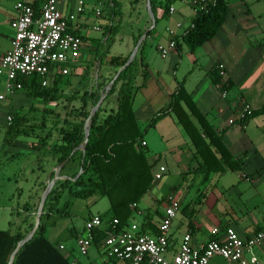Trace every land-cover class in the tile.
<instances>
[{
    "label": "crops",
    "instance_id": "1",
    "mask_svg": "<svg viewBox=\"0 0 264 264\" xmlns=\"http://www.w3.org/2000/svg\"><path fill=\"white\" fill-rule=\"evenodd\" d=\"M17 1L29 3L34 0ZM83 1L84 12L77 16L71 30L80 39V50L73 62L60 67V70H67L65 75L77 76L78 89H81L76 94L78 98L88 92V87L91 88L89 93L97 91L99 84L114 75L113 72L119 67L116 69L110 66L109 58L127 57L134 46L133 37L149 26L146 0H127L126 3L116 0L121 12L119 29L113 36L103 35L108 20L104 12L94 17L91 9L97 4L101 8L105 0ZM155 1L162 3L165 0ZM75 2L76 0H57V8L62 14H67L73 11ZM223 2L226 4V12L212 39L204 42L192 54L182 44L179 55L172 51L163 59L156 53L155 46L166 43L167 29L172 30L174 36H180L189 26L194 10L181 0H174L169 5L173 9L172 13L167 12L165 16H162L161 8L155 7L154 31L144 38L143 45L137 49L131 66L121 80L127 84L132 94L131 108L139 129L144 128L153 115L167 107L169 95L174 91L176 82H180L207 124L220 135L228 154L242 161L238 171L226 169L204 177L197 169V161L192 158L193 147L188 137L170 114L160 117L145 132V140H142L151 178L159 167L164 168V173L159 180H152L150 188L135 203L134 208H130L133 212L126 225H146V232L154 234L161 218L163 199L166 194L172 193L178 200L179 210L169 226V253L175 250L184 234L190 236L192 247L200 248L209 240H220L227 227L232 228L241 239L257 230H264V113L255 112L242 123L237 119L239 100L252 111L264 106V0ZM14 18L15 11L7 19L8 27ZM116 20L115 18L113 25ZM2 22L4 23L3 17L0 20V35L6 42V49L0 56L8 49L9 39L13 34L12 30L7 35L2 32L5 27ZM93 26H98L99 31H93ZM96 52L104 53L98 61V68ZM141 65L144 66L143 80ZM217 66L221 67L224 78L232 85L224 99L220 98L209 78V74ZM66 81L74 89L71 85L74 80ZM0 86L2 87L1 79ZM101 91H98L99 95ZM88 108L89 101L86 105V109ZM114 109L115 93L102 103L99 115L104 116ZM228 120H232V124H228ZM14 144L27 148L25 142L14 140L11 146ZM147 147L152 154L150 156H146ZM38 155L39 162H34L27 171L24 169L21 180H15L16 197H22L23 203L16 205L15 210L5 205L2 210H10V215H15V212L25 215L22 206L30 205L33 198L38 196L39 189L45 185L55 168L49 164L48 167H42L40 154ZM78 169L75 162L68 163L59 175L61 173V176L70 177ZM9 179L6 177L5 180ZM93 197L96 199L97 196ZM81 213L83 214L80 209L77 215L81 216ZM93 215L101 214L86 211L81 216L80 225L77 228L71 227L69 234L61 241H50L45 237L50 242L62 244L63 252L78 264H125L106 258L99 246L94 244L87 249L85 256L76 254L74 240L81 234L84 221ZM133 218L139 221L136 222ZM3 222L7 228L0 230L10 229V223H18L10 222L7 217L4 221L0 220V226H3ZM250 255L255 257L257 264H264V244L244 252L246 259ZM208 264L227 263L221 257L213 256Z\"/></svg>",
    "mask_w": 264,
    "mask_h": 264
},
{
    "label": "trees",
    "instance_id": "2",
    "mask_svg": "<svg viewBox=\"0 0 264 264\" xmlns=\"http://www.w3.org/2000/svg\"><path fill=\"white\" fill-rule=\"evenodd\" d=\"M173 1L165 0L162 3H156L155 0H149L153 16L155 7L161 8L162 16H165L169 5ZM29 4L32 8H36L35 0L29 2ZM101 8V12H104L108 20L103 35L113 36L120 25V4L116 0H105ZM225 12L226 4L223 0H210L201 10H195L189 26L180 36H174L173 38L176 54L179 55L180 45L182 44L186 47L188 53L192 54L204 42L212 39L223 21ZM115 18L117 20L113 25ZM155 22L156 18L154 16ZM153 31L154 28L146 34V37L151 35ZM140 34L141 32L133 37V45ZM143 43L144 40L138 47L139 49ZM103 56L104 53H95L97 68L99 67L98 61ZM126 58L110 57L108 64L117 69L125 62ZM131 64L132 61L119 73L106 97L101 102L103 103L110 95L115 93V109L104 116H100V104L91 117L83 154L76 148L83 138L82 124L88 114L86 110L87 102L89 101V106L92 107L99 97L98 91H101L111 78L99 84L97 91L93 93L84 92L80 98L82 103L79 109L64 113L59 126L57 120L53 122L51 128L55 132V138L50 134V131H47L38 140L27 145L31 152L41 153L47 147L48 140H52L51 143L53 144L49 146L48 151L52 155L54 166L67 159L60 172L68 163L75 162L81 173L73 182L58 180L54 183L43 203L39 224L33 237L16 251L11 264H69V256L57 249L58 243L50 242L44 236L45 223L43 222L52 210L57 216L67 214V203L57 207L61 193L64 190L71 197L80 200H86L93 196L106 198L108 209L104 214L98 216L102 219L104 225L112 219H116L118 222L117 230L123 229L131 212H133L130 205H135L151 186L150 167L145 160L142 138L145 132L153 127L162 116L170 114L186 134L193 147L192 158L197 161V169L204 177L211 173L223 172L226 169L230 171L240 169L242 161L238 158H232L228 154L222 145L220 135L207 124L204 116L197 110L180 82H176L174 91L169 95L167 107L153 115L143 129H139L131 108L132 94L127 84L121 82L122 76ZM141 71L143 80L145 78L143 65H141ZM60 77L61 75H54L44 87L40 86L39 78L35 75L18 77L21 89L15 94L23 92L31 99L39 100L44 106L41 108V112L49 114L51 111L47 110L45 105L48 102H55L57 99L60 86L63 85ZM209 78L218 92L225 91L228 93L232 88L231 82L227 78L218 76L216 69L209 74ZM255 112L264 113V106L257 111L251 110L249 115L240 120V123ZM9 116L11 119L5 127L3 145H11V140H15L17 136L30 137L34 135L33 126L27 125L28 128L24 127L27 121L25 114H19L16 111L14 113L10 112ZM72 119L76 121L73 122ZM40 124H43V118ZM76 171L70 174L71 178L75 176ZM51 177L52 173L49 178ZM31 209L29 204L22 206L25 218L29 217ZM17 213L19 212H15V216H19ZM31 227L32 224H28V229L24 232L20 226L12 231L10 229L0 230V264H7L9 255L14 250L16 243L26 235ZM144 227L146 225H139V233L148 234ZM109 230V227L95 230L92 243L99 246ZM156 233L157 227L152 235H156Z\"/></svg>",
    "mask_w": 264,
    "mask_h": 264
},
{
    "label": "built area",
    "instance_id": "3",
    "mask_svg": "<svg viewBox=\"0 0 264 264\" xmlns=\"http://www.w3.org/2000/svg\"><path fill=\"white\" fill-rule=\"evenodd\" d=\"M209 1L181 0L194 11L201 10ZM35 2V9L23 1L14 4L15 18L9 23L13 34L9 39L8 49L0 56V79L3 89L0 101L12 97L21 89L18 77L35 75L39 78L40 86L44 87L54 75L58 73L65 75L67 70H60V67L73 62L80 50V39L71 30L77 16L84 12V1L76 0L73 11L67 14H62L58 10L57 0ZM91 11L94 17H98L101 14L100 5L97 4ZM172 11V7H168L167 12L170 14ZM92 30L99 31V27L93 26ZM173 38V31L167 29L166 43L155 46L160 58L163 59L174 51ZM216 70L218 76L224 78L221 67L217 66ZM226 94L225 91L219 92L221 99H224ZM250 111L247 104L238 101L239 121L249 115ZM10 119L11 117L7 115L6 125ZM232 122L228 120V124ZM163 173L164 168L159 167L157 172L152 174V180H159ZM163 202L156 235L139 233L138 227L134 224L117 230L116 219L104 225L98 215L88 217L84 221L81 234L74 240L76 254L85 256L87 249L93 244V232L109 227L110 230L101 240L99 248L106 258L125 264H208V260L213 256L221 257L227 264H257L255 257L250 255L246 259L244 252L264 244V230H257L249 237L241 239L232 228L227 227L220 240H209L200 248L192 247L190 236L184 234L175 250L169 253L168 231L172 219L179 210V203L172 193L166 194ZM134 206L131 204L130 208ZM57 249L63 252L64 246L57 244ZM69 264L78 263L69 259Z\"/></svg>",
    "mask_w": 264,
    "mask_h": 264
},
{
    "label": "rangeland",
    "instance_id": "4",
    "mask_svg": "<svg viewBox=\"0 0 264 264\" xmlns=\"http://www.w3.org/2000/svg\"><path fill=\"white\" fill-rule=\"evenodd\" d=\"M16 1L17 0H0V20L3 17L4 23L2 22V24L3 26H5L2 32L6 35L11 33V29L7 26V19L13 16V5ZM120 1L122 3H126L127 0ZM0 26H2L1 23ZM4 49H6V42L0 35V53ZM60 78L63 86L60 89L57 99L55 100V102H48L45 105V108L51 111V113L49 114H44L41 112V108L44 106L39 100H33L30 97L26 96L23 92L14 94V97H6L0 101V181L2 180V183H0V220L4 221V219L7 217V220H9L10 222L18 221L16 225H14L15 223H10L11 231L14 230L17 226H20L21 230H23L24 232L28 229V224L33 225L38 198L44 188V185H42L41 189H39L40 191L38 196L36 198H33V200L31 201V204L29 206L32 209L29 217L25 218L22 213H17V215H19L20 217H16L15 215L9 214L10 210H2L5 205L15 210L16 205L20 206L23 203L22 197H20L19 199H17L16 197L15 180H21V174L23 170L25 169L27 171L28 169L32 168L31 166L34 164V162H39L38 154H40L41 157L40 163L42 167H44V165L48 167V164L49 166L53 167L54 162L52 155L48 151L49 146L53 144L51 143L52 140H48L47 147L44 148L41 153L31 152L28 148L15 146V144L13 146L9 144L3 145L2 142L4 139V132L6 127V116L9 115L10 112L14 113L18 111L19 114H25V118L27 119L24 127L28 128L27 125L33 126L32 131L34 135H31L30 137L17 136L15 138V141L25 142L28 145L30 142H35L36 140H38L47 131H50V134L53 136V138H55V132L51 128L53 122L57 120L59 126L61 124L64 113L68 112L69 110L79 109L82 103L81 99L76 97V94L81 91V89H78L79 81H76L77 76L64 75ZM68 79H70V81L74 80L71 84L74 86V89L67 85L68 81L66 80ZM90 84L93 85L94 83L90 82ZM90 89L91 88L89 87L86 88L88 92L90 91ZM2 92L3 89L0 86V94H2ZM90 108L91 107L89 106V108L86 110L89 112ZM55 115L58 117H56ZM42 118L43 124L41 125L40 122L42 121ZM72 121L74 122L76 120L72 119ZM143 139L145 140L144 135ZM13 141L14 140L12 139L10 144H12ZM150 155L152 154L147 147L146 156ZM6 177L10 178L9 181L5 180ZM11 196L13 197L11 198ZM64 203H67L69 208H67V214L65 216H57L52 210L47 218L43 220V222L45 223L44 236L48 237L50 241H61L65 239L69 234L71 227L77 228L80 225L81 216L86 211H88L89 213L103 214L104 211L108 208V202L104 197H96V199L95 197H90L86 200H80L68 195L66 190L61 193L57 207H61ZM80 209L82 210L83 214L81 213V216H78L77 212H79ZM73 214H76V216H74ZM133 220L136 222L139 221L137 218H133ZM5 225L6 224H4L3 222V226H0L3 228L0 229H6L7 227ZM98 264L101 263L98 262Z\"/></svg>",
    "mask_w": 264,
    "mask_h": 264
},
{
    "label": "water",
    "instance_id": "5",
    "mask_svg": "<svg viewBox=\"0 0 264 264\" xmlns=\"http://www.w3.org/2000/svg\"><path fill=\"white\" fill-rule=\"evenodd\" d=\"M145 8H146V13L148 15V19H149V26L142 31V33L140 34V36L138 37V39L136 40L134 46L132 47V50L130 51L129 55L127 56L125 62L116 70V72L114 73V75L111 77V79L107 82V84L103 87L99 98L97 99V101L95 102V104L90 108L85 120L83 121L82 124V133H83V138H82V142L79 144V146L76 148L77 150L80 151L81 154H83L84 152V148H85V144L87 141V136H88V131H89V127H90V122H91V117L93 116V114L95 113V111L97 110V108L99 107V105L101 104L102 100L106 97L109 89L112 87L114 80L116 79V77L119 75V73L129 65V63L132 61L138 47L140 46L141 42L144 40V38L146 37V34L154 27V16L150 10V5H149V0H146L145 3ZM67 159L63 160L61 163H59L57 166H55V168L53 169L52 172V177L48 178L43 190L41 191L39 198H38V203L36 206V210H35V215H34V221H33V225L31 227V229L29 230V232L16 243V246L14 248V250L11 252V254L9 255L7 264H11L12 259L16 253V251L27 241H29L36 229L37 226L39 224V218L40 215L42 213V206L43 203L46 199V196L48 195V193L50 192L52 186L54 185V183L58 180H67V181H75V179L80 175L81 170L80 168L78 169L76 175L74 177H69V176H61L59 175L60 169L62 168V166L66 163Z\"/></svg>",
    "mask_w": 264,
    "mask_h": 264
}]
</instances>
